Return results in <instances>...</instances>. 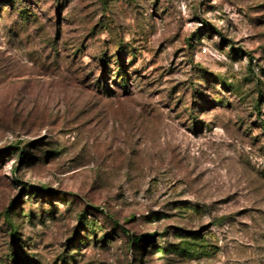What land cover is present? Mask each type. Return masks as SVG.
<instances>
[{"label": "rangeland", "instance_id": "1", "mask_svg": "<svg viewBox=\"0 0 264 264\" xmlns=\"http://www.w3.org/2000/svg\"><path fill=\"white\" fill-rule=\"evenodd\" d=\"M0 264H264V0H0Z\"/></svg>", "mask_w": 264, "mask_h": 264}, {"label": "trees", "instance_id": "2", "mask_svg": "<svg viewBox=\"0 0 264 264\" xmlns=\"http://www.w3.org/2000/svg\"><path fill=\"white\" fill-rule=\"evenodd\" d=\"M120 81H121L120 87L127 88V85L125 84L126 83V80H125V78H124L123 75L120 77ZM14 206H15L14 205V202H12L11 205H10V207H9V211L6 213V215L4 216V218H5V221L8 222V226L10 227L11 231H14L15 232L16 231V228L11 223V219H10V214H11L10 213V210H13L14 209ZM149 237L150 236H144V237L134 238L133 240L138 243V242H141L143 239H147ZM152 237H153V235H152Z\"/></svg>", "mask_w": 264, "mask_h": 264}]
</instances>
